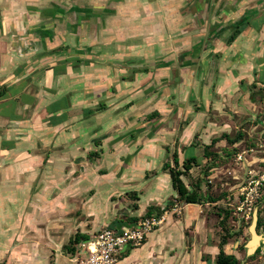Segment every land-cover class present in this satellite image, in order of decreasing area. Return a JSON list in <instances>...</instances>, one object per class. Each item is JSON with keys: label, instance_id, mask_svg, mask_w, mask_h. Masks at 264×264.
<instances>
[{"label": "crops", "instance_id": "crops-1", "mask_svg": "<svg viewBox=\"0 0 264 264\" xmlns=\"http://www.w3.org/2000/svg\"><path fill=\"white\" fill-rule=\"evenodd\" d=\"M0 87V264H75L151 206L115 264H215L225 197L171 211L166 165L196 157L192 189L264 111V0H0Z\"/></svg>", "mask_w": 264, "mask_h": 264}, {"label": "built area", "instance_id": "built-area-1", "mask_svg": "<svg viewBox=\"0 0 264 264\" xmlns=\"http://www.w3.org/2000/svg\"><path fill=\"white\" fill-rule=\"evenodd\" d=\"M237 160L248 164L249 169L245 184L237 196L235 210L248 220L264 194V135L255 144L237 153ZM254 165L257 168H254ZM179 209L176 204L171 211L179 213ZM169 213L170 210H165L161 216L142 218L137 223L119 230L103 228L81 244L82 253L75 264H115L126 246H141L149 234L166 222Z\"/></svg>", "mask_w": 264, "mask_h": 264}, {"label": "rangeland", "instance_id": "rangeland-1", "mask_svg": "<svg viewBox=\"0 0 264 264\" xmlns=\"http://www.w3.org/2000/svg\"><path fill=\"white\" fill-rule=\"evenodd\" d=\"M264 97V93H262ZM261 108H264V99L261 100ZM256 121H249L253 126H248L253 128L250 132L247 131L244 137L245 141L239 146H217L213 147V151L217 152L220 157L215 160V168L212 169L211 176L206 178L208 183L212 187V191L215 195L224 194L225 199L221 204L222 209L230 208L232 213L230 215L229 226L233 228L232 233H238L243 227V233L241 235H234L230 238L228 244L229 247L226 248L228 253H234L240 260V264H264V245L257 248L261 249V252L257 254V250L253 254H249L247 251V244L252 239V232L250 226L252 223V217L249 223H245L242 214L236 213L235 207L237 202V196L244 186L246 180L247 171L249 169L248 164L245 162H239L237 160V153L243 151L247 147L255 144L261 136L264 134V111L257 113ZM233 135L236 136L237 128L234 130ZM249 132V133H248ZM161 158H156V162H159ZM257 168L256 165L253 166ZM200 172V168H195L193 175L197 176ZM197 173V174H196ZM171 184V181H170ZM176 204L180 205V202L176 201ZM220 205H214V210ZM262 206V205H261ZM216 212V211H215ZM178 213V212H177ZM175 213V214H177ZM260 217V214H259ZM259 222V221H258ZM256 232L258 235L264 234V226L260 227L257 225Z\"/></svg>", "mask_w": 264, "mask_h": 264}, {"label": "trees", "instance_id": "trees-1", "mask_svg": "<svg viewBox=\"0 0 264 264\" xmlns=\"http://www.w3.org/2000/svg\"><path fill=\"white\" fill-rule=\"evenodd\" d=\"M237 35V34H236ZM235 37V36H234ZM233 37V38H234ZM6 94V90H2V88L0 87V97L4 96ZM157 114V112H154V115ZM264 135V134H263ZM244 132H240L239 134H237L236 136L230 137L229 135L224 134L223 138H226L229 143L231 144H235L236 142L241 141L242 139H244ZM220 139L216 138L213 139L212 144L208 145L205 148V155L206 157H209L210 161H211V165H208L205 167V171H204V175L207 176L210 173V169H212L215 164V160L219 159L220 155L213 151V146L215 145V143H217V141H219ZM174 166L169 167V164L166 165V168H169L170 171V175L172 178V184L173 187L175 188V190L177 191V197L175 198V201L178 202H185V203H205V202H217L220 199H222L224 194H220V195H215L212 190H211V185L208 183V181L201 177L199 179V181H197L196 183H192V189H189V186L185 183L183 177H187L188 175H190L191 169L194 167V165H198L197 163V158L196 157H190L188 159H186L183 164L181 165L179 162V159L177 157V155L174 156ZM213 163V164H212ZM216 163V162H215ZM194 182V181H193ZM206 183L207 184V191H203L201 184L202 183ZM259 201H263L262 206L260 207L259 210V222L258 225L260 227L264 226V194L261 196V198L259 199ZM174 202V201H172ZM170 206V204H169ZM171 207V206H170ZM168 208H159L158 207H148L147 212L145 215H143L141 217L142 218H146V217H151L153 215H158L161 216L163 215V213L165 212V210ZM220 210H222V208H219ZM221 212H223V214L219 213L221 215V217H223L221 219V221L219 222V227L221 228L220 230V242H219V253L217 254L216 258H215V264H240V260L239 258L234 254V253H228L226 251V246L229 244L230 242V238L233 237L234 235L238 236L241 235L243 233V227L240 230V232L233 234L232 230L233 228H231L229 226L230 224V215L232 213V210L230 208L227 209H223ZM137 219L139 220L140 218H129L128 219V223H132V222H137ZM251 219H244L243 221L245 223H249ZM119 223H124L123 221H119ZM89 235L85 234V233H81L78 232L75 237L73 239H71L68 250L70 251H76L75 246L77 244H80L83 240H87L89 239ZM261 252V249L257 250V254H259ZM206 261L208 260V258L205 259Z\"/></svg>", "mask_w": 264, "mask_h": 264}, {"label": "water", "instance_id": "water-1", "mask_svg": "<svg viewBox=\"0 0 264 264\" xmlns=\"http://www.w3.org/2000/svg\"><path fill=\"white\" fill-rule=\"evenodd\" d=\"M263 201L259 202L252 215V223L250 226V230L252 232V239L248 242L247 246V251L249 254H253L256 252L257 248L261 247L264 245V234L258 235L256 232V227L258 225L259 221V210L262 205Z\"/></svg>", "mask_w": 264, "mask_h": 264}]
</instances>
